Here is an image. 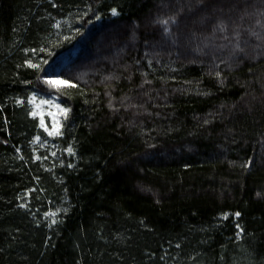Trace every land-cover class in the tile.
Here are the masks:
<instances>
[{
    "label": "trees",
    "instance_id": "16d2710c",
    "mask_svg": "<svg viewBox=\"0 0 264 264\" xmlns=\"http://www.w3.org/2000/svg\"><path fill=\"white\" fill-rule=\"evenodd\" d=\"M0 264H264V0H0Z\"/></svg>",
    "mask_w": 264,
    "mask_h": 264
},
{
    "label": "snow or ice",
    "instance_id": "6c2138e0",
    "mask_svg": "<svg viewBox=\"0 0 264 264\" xmlns=\"http://www.w3.org/2000/svg\"><path fill=\"white\" fill-rule=\"evenodd\" d=\"M111 12L113 15H117V9L116 8H112ZM97 19H99V17H97ZM176 21V16H170L167 19H161L158 20L157 22L164 25V30L165 32H168V28L167 25L169 24V22H175ZM57 27H59V24H57ZM221 30H224V28L226 27L225 25L221 24ZM77 33L79 34V29H77ZM237 36H239V33H237ZM237 48L239 49V44H237ZM240 51H243V49H239ZM30 63V62H28ZM33 68H39V65L36 64H32ZM43 82L45 85H47L49 88H55V89H61L62 86H69V87H75V85L72 83L71 80L68 79H63L60 77H44L43 78ZM37 96L38 93L37 92H33L31 94V96L28 98L29 102L32 104V110L30 112V115H32L33 117L39 116L40 117V123L39 126L41 128L44 129V131L49 135V136H60L62 135V127L63 125L60 123V121L57 119L58 115L62 116L63 119L67 120L69 118V113H70V109L67 107H63L60 104H55V108L56 111L52 112L49 111L48 115L52 118V127L49 128L44 120V105H48L49 108H51L54 105V101H50L47 99H39L37 100ZM19 103H23V101H18ZM36 140H40V137L37 136L35 137ZM66 151L69 154H73L74 153V149L72 146H68ZM55 153H53L54 155ZM40 157H37V159H39ZM46 215H49V213H46ZM51 215H55V213H51ZM237 216L240 215V213H236ZM55 219L52 220V223H55ZM51 226V225H49ZM237 227H239V225H237Z\"/></svg>",
    "mask_w": 264,
    "mask_h": 264
},
{
    "label": "rangeland",
    "instance_id": "374dc122",
    "mask_svg": "<svg viewBox=\"0 0 264 264\" xmlns=\"http://www.w3.org/2000/svg\"><path fill=\"white\" fill-rule=\"evenodd\" d=\"M39 99H41V98H38V97H37V100H39ZM50 101H52V100H50ZM55 104H58V103H56V102L54 101V105H53L51 108H49L48 105H44V106H43L44 109H45V112H44V120H45L46 125H47L49 128L52 127V118L48 115V112H49V111H52V112H55V111H56ZM32 107H33V106H32ZM36 118H38V119H39V122H40V117H39V116H36ZM57 119H58V120L60 121V123H61L62 120H63V117L60 116V115H58Z\"/></svg>",
    "mask_w": 264,
    "mask_h": 264
}]
</instances>
